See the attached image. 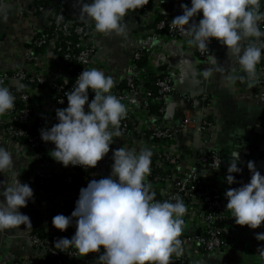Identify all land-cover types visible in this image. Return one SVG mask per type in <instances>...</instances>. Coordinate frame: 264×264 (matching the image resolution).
Instances as JSON below:
<instances>
[{
    "label": "built area",
    "instance_id": "built-area-1",
    "mask_svg": "<svg viewBox=\"0 0 264 264\" xmlns=\"http://www.w3.org/2000/svg\"><path fill=\"white\" fill-rule=\"evenodd\" d=\"M75 2L76 0H32L31 11L40 18L43 26L28 40L30 47L23 57L22 65L11 67L8 62L5 63L6 52L1 50L0 58L5 63V69L0 70V84L10 88L17 96L14 109L4 115L2 137L18 148L26 147L34 151L44 149L47 153L48 149L51 150V143L41 139V131L58 123L57 109L68 107L66 93L74 87L80 74L84 70L96 69L102 63L91 42L90 28L72 11L71 6ZM181 4L191 7V0H148L143 9H137L125 17L132 24L135 36L133 39L136 42L130 68L136 69L138 63L146 58L149 63L141 69L142 73L137 79L132 75L126 77V88L115 91L113 95L124 104L131 95L140 90L145 91L141 114L127 110V117L121 122L119 137L123 143H130L132 150L136 152L145 147L152 150L147 183L150 185V192L155 194L154 200L175 203V198H182L187 206V213L183 217L185 227L180 237L183 254L173 256L171 264H200L207 256L230 251L238 243V225L232 215L225 211L220 187L221 180H226L228 169L223 167L219 149L211 147L204 151L205 136L215 126V119L205 117L212 101L207 94L180 95L175 87L177 69H160L158 59L154 56L158 48L150 55L142 44L147 42L146 36L188 44V37L172 27V20L183 14ZM261 10L264 11V0ZM61 15L64 19L58 24L57 18ZM202 17L203 14L200 13L194 18V22L198 24ZM260 27L264 31V22ZM15 46V43L10 45L11 48ZM191 47L200 59L208 60L207 52L201 53L197 47ZM219 50L227 48L213 40L209 51ZM47 55L59 63V68L53 71L36 68ZM75 64L81 65L83 71L76 72ZM257 73L253 85L264 87V58L257 65ZM146 83L150 88L145 86ZM252 83L245 78L237 80L236 84ZM151 87L156 88V94ZM39 89H44L51 95V102L48 104L52 107L47 114L42 112L37 103ZM94 96L95 93L89 90V99H94ZM171 102L178 108V121L174 124L164 118ZM153 106L160 107L157 115L152 114ZM142 115H150L155 121L151 130L143 128ZM34 129L38 132L32 134L30 131ZM188 136V146H183L181 139ZM22 140L27 143L24 145ZM196 147L199 148L197 156L194 154ZM112 155H107L110 171L114 163ZM32 158L47 169L38 174L36 189L43 198L40 212L43 215L50 214L49 223L45 235L31 234L33 257L19 259L12 264H98V256L104 252L103 248L100 253H90L85 257L80 256L74 248H56L58 240L71 239L75 235L76 226L74 221L67 231L61 232L53 226L52 219L58 214L71 216L81 189L86 188L90 181L102 178L99 175L100 162L88 175L79 176L82 171L89 170L80 166H63V171L55 175L48 171L51 167L49 153H37ZM59 181L64 187L60 186ZM260 243L264 248V241Z\"/></svg>",
    "mask_w": 264,
    "mask_h": 264
},
{
    "label": "clouds",
    "instance_id": "clouds-1",
    "mask_svg": "<svg viewBox=\"0 0 264 264\" xmlns=\"http://www.w3.org/2000/svg\"><path fill=\"white\" fill-rule=\"evenodd\" d=\"M148 0H78L79 19L94 22L95 30L104 35H122L124 18L143 9ZM262 0H191V7L181 4L183 14L172 20V27L188 37V44L201 53H209L213 40L226 46L230 60L253 86L257 65L264 58V11ZM202 13L199 23L194 18ZM64 16L57 18L59 24ZM247 42V43H246ZM213 76V69L203 72ZM115 82L98 69L84 70L74 87L66 93L68 107L57 109L58 123L41 131V139L55 145L50 156L65 167L80 166L95 169L110 152L113 137L121 135V122L127 108L112 94ZM89 90L95 93L89 101ZM17 96L0 84V116L15 107ZM63 103V101L61 102ZM153 152L142 148L139 152L123 147L113 151L111 176L92 180L80 191L71 216L58 214L53 226L65 232L75 221L76 233L62 238L56 248H74L80 256L104 252L98 264H171L173 256L183 254L180 239L187 206L182 198L158 202L150 192ZM240 152H233L228 175L229 185L237 183L234 173H240ZM247 167L251 180L239 188L226 191L227 209L235 223L252 230L264 225V175L254 162ZM0 174L7 180L0 182V233L21 225H31L30 217L21 212L34 199L33 189L22 183L16 171V158L0 145ZM32 226V225H31ZM264 241V232L256 234ZM264 257V248L258 249Z\"/></svg>",
    "mask_w": 264,
    "mask_h": 264
},
{
    "label": "crops",
    "instance_id": "crops-1",
    "mask_svg": "<svg viewBox=\"0 0 264 264\" xmlns=\"http://www.w3.org/2000/svg\"><path fill=\"white\" fill-rule=\"evenodd\" d=\"M32 0H0V54L1 50L6 52L7 60L11 67H19L23 63V57L30 47L31 37L37 33L43 26L40 18L36 17L31 11ZM72 11L79 18L80 9L78 0L72 4ZM262 8V3H261ZM177 11V10H176ZM183 12V9H181ZM38 16V15H37ZM82 21L81 19H79ZM88 25L91 42L96 48L98 58L101 59L100 65L96 68L105 73L106 76L113 78L115 91H121L126 88V77L132 75L137 79L142 68L148 66V58L138 63V67L131 69L129 66L131 54L134 51L136 42L133 39L134 30L131 22L124 18L123 24L125 31L122 35H104L95 30L94 22L83 20ZM143 42V48L147 53L154 55L158 59L160 69H177V79L175 81L176 91L180 95H202L207 94L211 99V106L206 112V118L215 119V126L210 129L205 136L204 151L215 147L219 149L222 158L229 155L228 166H230L233 152H240V156H246L244 152L252 148L254 151L261 150V159H264V87L249 84L237 86V80L245 79L246 76L239 69L235 61L230 60L227 50L210 51L208 60L204 61L194 52L189 44L183 42L168 41L166 38H156L146 36ZM11 43H15V48H11ZM247 43V42H246ZM160 51V52H159ZM167 55V56H166ZM166 56V57H165ZM52 56H45L38 64V69L56 70L58 64ZM108 62V64H107ZM5 63L0 58V70L5 69ZM144 64V65H143ZM139 69V70H138ZM213 69V76L205 78L203 72ZM147 87L150 85L146 83ZM10 89V88H9ZM11 91V90H10ZM12 92V91H11ZM13 93V92H12ZM39 94L38 105L42 112L47 114L51 109V95L44 89L37 91ZM14 94V93H13ZM16 95V94H15ZM145 91H138L124 103L127 110L135 111L141 114V106L144 103ZM93 100V98H92ZM91 101V98L89 99ZM175 103L170 104L168 112L164 118L171 124L178 120L176 114L178 108ZM153 115L157 113L152 112ZM144 126L147 131L155 125V121L149 115H142ZM4 115L0 116V145L5 146L16 158V171L19 173V179L22 183H27L33 189L34 199L28 202L26 208L21 212L30 217L31 225H21L16 229L0 233V264H12L16 260L33 257V241L31 234L45 235L49 223V213L42 214L40 207L42 196L37 192V176L40 172L47 169L35 161L26 147H16L14 143L7 142L2 137ZM140 131L141 129V125ZM143 131V133H147ZM189 136L181 139L183 146H188ZM250 142H252L250 144ZM48 149L51 167L49 172L59 175L63 171V165L56 162L50 152L55 145H50ZM132 150L130 143H123L120 137H113V145L108 155L118 148ZM262 147V148H260ZM195 156L198 155L199 148L196 147ZM43 153H48L43 149ZM246 158H249L248 156ZM228 169V168H227ZM235 174V175H234ZM237 183L229 185L227 180H221V193L224 202L225 211L231 214L227 209L228 200L226 191L230 188H239L244 182L238 180L239 173H234ZM251 174L248 168V177ZM99 175L102 178L111 176L110 165L107 164V156L100 162ZM264 175V167H263ZM7 180V177L0 174V182ZM250 178L248 181L250 182ZM61 192V191H60ZM185 227V223L183 228ZM264 232V225L259 229L252 230L248 227L238 225L237 246L230 251L221 254L207 256L200 264H264V257L258 254V249L262 248L256 234Z\"/></svg>",
    "mask_w": 264,
    "mask_h": 264
},
{
    "label": "water",
    "instance_id": "water-1",
    "mask_svg": "<svg viewBox=\"0 0 264 264\" xmlns=\"http://www.w3.org/2000/svg\"><path fill=\"white\" fill-rule=\"evenodd\" d=\"M210 52V51H209ZM252 142H250L251 144ZM263 150V148H262ZM244 154L246 156L241 157L240 156V163L238 164V166L241 168V172L239 173L240 175H238L237 179L238 180H242L244 182V184L249 183L248 179H251V174L248 177V162L252 161L255 164V167L258 171H260L261 175H263V167H264V159H261V150H256L254 151L252 148L247 149V152H244ZM249 158H246V157ZM230 159L229 155H224L223 156V167L224 168H228V160ZM235 175V174H234Z\"/></svg>",
    "mask_w": 264,
    "mask_h": 264
},
{
    "label": "trees",
    "instance_id": "trees-1",
    "mask_svg": "<svg viewBox=\"0 0 264 264\" xmlns=\"http://www.w3.org/2000/svg\"><path fill=\"white\" fill-rule=\"evenodd\" d=\"M63 47L66 48V45H63ZM143 65H144V64H143ZM75 68H76V72L83 71L82 66L79 65V64H75ZM153 78L155 79V77H153ZM151 88H152L153 92L156 94V88H153V87H151ZM17 104L20 105L19 102H17ZM159 108H160L159 106H153V107H151V111H152V112H155V113H158ZM25 129H26V128H25ZM26 130H27V129H26ZM30 132L33 134V133H37L38 130L34 129V130L30 131ZM22 141H23V144H24V145L27 143L26 140H22ZM28 151L30 152V154H31L32 156H35L37 153L44 154V153H43V150L34 151V150H31V149H28ZM95 169H96V168H95ZM93 170H94V169H89V170L82 171V172L79 174V176L88 175V173H89L90 171H93ZM150 179H151V178H150ZM58 183L60 184L61 187H64V185H63L62 183H60V181H59ZM39 236H42V235H39ZM65 263H66V262H65ZM66 264H69V263H66Z\"/></svg>",
    "mask_w": 264,
    "mask_h": 264
},
{
    "label": "flooded vegetation",
    "instance_id": "flooded-vegetation-1",
    "mask_svg": "<svg viewBox=\"0 0 264 264\" xmlns=\"http://www.w3.org/2000/svg\"><path fill=\"white\" fill-rule=\"evenodd\" d=\"M260 148H262V147H260Z\"/></svg>",
    "mask_w": 264,
    "mask_h": 264
}]
</instances>
